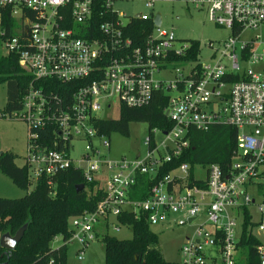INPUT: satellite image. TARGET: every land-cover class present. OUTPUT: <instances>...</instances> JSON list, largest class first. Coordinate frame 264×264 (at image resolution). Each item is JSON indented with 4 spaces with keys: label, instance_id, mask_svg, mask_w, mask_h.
Listing matches in <instances>:
<instances>
[{
    "label": "built area",
    "instance_id": "obj_1",
    "mask_svg": "<svg viewBox=\"0 0 264 264\" xmlns=\"http://www.w3.org/2000/svg\"><path fill=\"white\" fill-rule=\"evenodd\" d=\"M135 3L151 12L126 15L120 9ZM159 3L206 10L230 35L209 43L211 55L202 62L200 42H180L163 29L162 15L153 12ZM0 9L17 24L15 35L7 36L0 12V42L32 78L17 108L1 114L27 126L24 165L31 180L47 178L52 186L58 174L74 168L102 192L95 211L72 219L69 243L76 244L79 261L107 235L97 228L114 220L117 232L125 227L118 218L134 215L150 227H196L180 248L181 264H237L248 209L264 264V196L258 192L264 176V0H0ZM161 73L174 79L157 78ZM160 91L168 97L164 114L171 129L149 131L145 158L110 160V140L98 132L99 120L110 119L114 105L118 113L122 105L147 107ZM214 126L237 131L227 171L184 163L160 176L189 149L192 130ZM78 143L85 148L76 159ZM142 175L153 184L145 199L133 200Z\"/></svg>",
    "mask_w": 264,
    "mask_h": 264
},
{
    "label": "trees",
    "instance_id": "obj_2",
    "mask_svg": "<svg viewBox=\"0 0 264 264\" xmlns=\"http://www.w3.org/2000/svg\"><path fill=\"white\" fill-rule=\"evenodd\" d=\"M0 12H3L5 20L2 26L7 30V36L15 35L17 24L8 19L5 9H0ZM197 45L195 44L191 59H195ZM31 79L20 68L16 55L6 54L0 57V84H7L6 108L0 111V117L17 108L24 87ZM167 105L168 97L160 91L147 107L134 109L122 105L119 117L99 120L97 130L110 139L113 134L130 137V126L134 123L148 125L149 131L155 128L171 129V123L164 114ZM236 149L237 131L231 127L214 126L208 132L192 130L189 149L176 163L164 166L160 176L184 163L192 168L216 164L227 171ZM15 159L16 155L12 152L0 153V172L18 188L28 191L33 186V189L22 199L0 198V235L7 230L14 235L29 220L30 226L17 248L10 254L4 255L6 250L0 247V264H67L68 245L72 235L70 220L85 212L95 211L102 200V192L95 184H86L82 173L74 168L58 174L52 179V186H49L47 178L33 182L28 167H18ZM152 184L149 176H139L132 199H145ZM79 185H85L81 192L76 190ZM258 192L264 196L261 184H258ZM243 216L242 237L238 245L240 258L237 264H260L257 247L261 242L250 230L254 226L250 211L245 209ZM118 220L123 226L131 228L132 238L118 240L108 234L100 238L104 245L105 264H169L159 248L158 236L151 230L145 217L125 215ZM57 237H61L63 244L53 249L51 243Z\"/></svg>",
    "mask_w": 264,
    "mask_h": 264
},
{
    "label": "rangeland",
    "instance_id": "obj_3",
    "mask_svg": "<svg viewBox=\"0 0 264 264\" xmlns=\"http://www.w3.org/2000/svg\"><path fill=\"white\" fill-rule=\"evenodd\" d=\"M121 11L126 15H131L136 12L150 13L141 3L123 4L120 6ZM154 13H160L163 20V29L170 30L174 33L180 42L197 41L202 45L203 52L201 54V61L208 62L211 55L210 50L207 49L209 43H221L225 41L230 32L213 24L207 15L206 10H200L191 4L185 3H159L154 8ZM179 44H177L178 46ZM7 54L6 44L0 43V57ZM157 78L170 80L174 79L173 75L161 73ZM7 103V84H0V111L6 108ZM101 117L106 118V114L100 113ZM119 117L118 107L113 106L112 112L108 115L110 119H117ZM27 126L24 122L19 120H12L8 117H0V153L12 152L16 155L15 164L22 167L25 164V156L27 155ZM149 134L148 125L143 123H134L130 126V137H123L119 134H113L110 137V152L107 157L110 160H120L125 157L128 161H133L137 157L143 159L146 156V148L144 142ZM85 145L78 143L75 145V152L73 158H79L80 153L84 151ZM264 188V176L258 180ZM33 186L28 191L18 188L13 182L0 172V198L6 199H22L26 196ZM259 200H262L260 196ZM254 209V208H253ZM255 219L258 215L254 210ZM72 219L70 220V225ZM116 225L114 220L106 229L97 228L100 232L115 237L118 240H129L132 238V230L129 227H120L119 231H114ZM196 225V224H194ZM151 230L159 238V248L166 262L169 264H181L183 257L180 248L183 246L186 237L191 236L195 230V226H156L150 227ZM263 240V236H259ZM72 243V241H71ZM68 245V262L67 264H105L104 245L99 241H94L85 250L83 260L79 261L77 256V247L75 243ZM62 239L57 237L52 243L53 249L61 246ZM220 264V263H217Z\"/></svg>",
    "mask_w": 264,
    "mask_h": 264
},
{
    "label": "water",
    "instance_id": "obj_4",
    "mask_svg": "<svg viewBox=\"0 0 264 264\" xmlns=\"http://www.w3.org/2000/svg\"><path fill=\"white\" fill-rule=\"evenodd\" d=\"M156 25H161V16L158 15L155 18ZM85 189L84 185H79L76 187L77 192H81ZM30 226V220L27 221L21 228L17 230V232L13 235L9 230L2 233L0 235V247L6 250L4 255L10 254L12 251H14L21 240L23 239L26 231L29 229Z\"/></svg>",
    "mask_w": 264,
    "mask_h": 264
},
{
    "label": "crops",
    "instance_id": "obj_5",
    "mask_svg": "<svg viewBox=\"0 0 264 264\" xmlns=\"http://www.w3.org/2000/svg\"><path fill=\"white\" fill-rule=\"evenodd\" d=\"M77 247V246H76Z\"/></svg>",
    "mask_w": 264,
    "mask_h": 264
}]
</instances>
